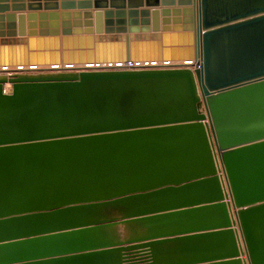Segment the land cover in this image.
Returning a JSON list of instances; mask_svg holds the SVG:
<instances>
[{"label":"water","instance_id":"water-1","mask_svg":"<svg viewBox=\"0 0 264 264\" xmlns=\"http://www.w3.org/2000/svg\"><path fill=\"white\" fill-rule=\"evenodd\" d=\"M62 66L0 75V264H264V0H0Z\"/></svg>","mask_w":264,"mask_h":264},{"label":"built area","instance_id":"built-area-1","mask_svg":"<svg viewBox=\"0 0 264 264\" xmlns=\"http://www.w3.org/2000/svg\"><path fill=\"white\" fill-rule=\"evenodd\" d=\"M164 64H154V63H144V62H122V63H116V64H106V65H94V66H88V68L86 67H81L80 69H78L79 67H66L64 68L62 67H57V68H50V67H46V68H17V67H0V75L1 74H11L13 72H17V71H37V70H46V69H54V70H71V68L74 69H78V70H86V69H96V70H100V69H114V70H127V71H133V70H141L144 69L146 67H163ZM6 86V85H5ZM10 90L7 91L6 87H5V93H9L11 91ZM207 122V121H206ZM210 141L213 143V138L212 135L210 134L209 136ZM214 156L216 157L217 151L214 148L213 150ZM218 175L221 177L223 176V172L222 170H220V172H218Z\"/></svg>","mask_w":264,"mask_h":264},{"label":"rangeland","instance_id":"rangeland-1","mask_svg":"<svg viewBox=\"0 0 264 264\" xmlns=\"http://www.w3.org/2000/svg\"><path fill=\"white\" fill-rule=\"evenodd\" d=\"M163 67H146L144 69L141 70H133V71H148V70H158V69H162ZM90 71H125V70H114V69H91ZM63 73V72H71V73H77V72H82V71H75V70H52V69H46V70H37V71H17V72H13L12 75L16 74H22V75H33V74H40V73ZM127 72V70L125 71ZM1 75H6V76H11V74H1ZM10 87H12L11 85H7L6 89L7 91L10 90Z\"/></svg>","mask_w":264,"mask_h":264},{"label":"bare ground","instance_id":"bare-ground-1","mask_svg":"<svg viewBox=\"0 0 264 264\" xmlns=\"http://www.w3.org/2000/svg\"><path fill=\"white\" fill-rule=\"evenodd\" d=\"M7 85H10V84H7ZM7 85H6V86H7ZM6 86H5V87H6ZM201 109L203 110V107H201Z\"/></svg>","mask_w":264,"mask_h":264}]
</instances>
